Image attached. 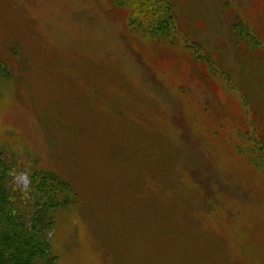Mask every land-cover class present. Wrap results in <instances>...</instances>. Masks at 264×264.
Here are the masks:
<instances>
[{"label":"rangeland","instance_id":"rangeland-1","mask_svg":"<svg viewBox=\"0 0 264 264\" xmlns=\"http://www.w3.org/2000/svg\"><path fill=\"white\" fill-rule=\"evenodd\" d=\"M0 62L56 264H264V0H0Z\"/></svg>","mask_w":264,"mask_h":264},{"label":"trees","instance_id":"trees-1","mask_svg":"<svg viewBox=\"0 0 264 264\" xmlns=\"http://www.w3.org/2000/svg\"><path fill=\"white\" fill-rule=\"evenodd\" d=\"M154 25L159 32L172 27L166 20ZM7 71L0 62V76ZM16 169V160L9 161L0 147V264H56L53 211L73 201L69 184L53 171L30 169L29 187L23 189Z\"/></svg>","mask_w":264,"mask_h":264}]
</instances>
